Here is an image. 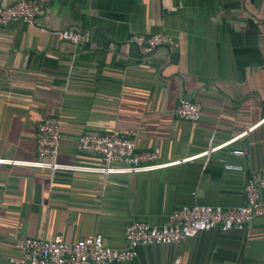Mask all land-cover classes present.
I'll return each instance as SVG.
<instances>
[{"label":"crops","instance_id":"1","mask_svg":"<svg viewBox=\"0 0 264 264\" xmlns=\"http://www.w3.org/2000/svg\"><path fill=\"white\" fill-rule=\"evenodd\" d=\"M16 0H2L4 5ZM34 22L0 26V159H37L36 124L60 119L57 161L102 165L78 149L84 133L127 132L137 151L182 160L256 126L190 161L131 174L50 170L0 163V264L25 237L69 242L102 235L125 246L132 220L162 225L183 205L235 208L264 171V0H37ZM75 28L86 43L64 40ZM135 33L174 45L140 55ZM201 105L197 121L175 116L181 99ZM263 120V121H261ZM261 121V122H260ZM234 150H242L236 155ZM242 166L226 169L225 164ZM264 198V190L262 192ZM264 264V215L243 230L211 229L176 244L141 245L125 264Z\"/></svg>","mask_w":264,"mask_h":264},{"label":"built area","instance_id":"2","mask_svg":"<svg viewBox=\"0 0 264 264\" xmlns=\"http://www.w3.org/2000/svg\"><path fill=\"white\" fill-rule=\"evenodd\" d=\"M43 12L37 0H16L4 5L0 0V26L11 21L34 22ZM60 36L74 44L86 43L90 39L87 32L65 28ZM130 42L138 49L140 55L148 56L156 50L174 45V40L163 33L146 35L135 33ZM175 116L197 121L202 116L201 105L189 99H181L174 108ZM264 120V119H263ZM261 120V121H263ZM260 121V122H261ZM60 119L47 116L36 124L37 159L31 162H20L0 159V163H17L28 167L46 168L50 170H81L108 174H131L147 172L182 161H190L204 156L206 159L214 152L237 138L245 135L255 126L220 144L212 145L206 150L182 160L159 161V148L137 151L133 138L125 131L114 129L107 133H84L78 138V149L98 155L102 165L97 167H81L60 164L57 161L61 137ZM234 154L243 155L242 150H234ZM226 169L241 170L242 166L225 164ZM264 171L251 173L245 182V203L235 208L221 206L191 204L173 210L169 222L162 225L151 224L144 220H132L125 226V246L111 248L104 242L102 235L91 234L75 242H69L58 236L53 239L25 237L15 240L18 256L11 258V264H125L132 262L137 256V248L141 245L176 244L200 231L221 229L243 230L257 217L264 215ZM173 264H184L175 259Z\"/></svg>","mask_w":264,"mask_h":264}]
</instances>
